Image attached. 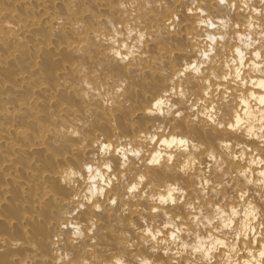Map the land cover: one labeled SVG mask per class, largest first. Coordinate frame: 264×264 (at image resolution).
Masks as SVG:
<instances>
[{"label": "bare ground", "instance_id": "obj_1", "mask_svg": "<svg viewBox=\"0 0 264 264\" xmlns=\"http://www.w3.org/2000/svg\"><path fill=\"white\" fill-rule=\"evenodd\" d=\"M0 264H264V0H0Z\"/></svg>", "mask_w": 264, "mask_h": 264}]
</instances>
